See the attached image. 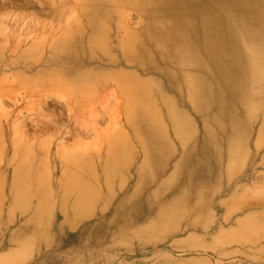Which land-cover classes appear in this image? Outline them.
I'll list each match as a JSON object with an SVG mask.
<instances>
[{"label":"rangeland","instance_id":"rangeland-1","mask_svg":"<svg viewBox=\"0 0 264 264\" xmlns=\"http://www.w3.org/2000/svg\"><path fill=\"white\" fill-rule=\"evenodd\" d=\"M153 10L148 0H0V264H264V62L248 64L232 112L243 156L229 161L234 128L222 135L215 106L194 107L185 74L202 68L165 59L168 37L147 27L172 19ZM211 81L209 102L224 90ZM169 99L217 142L184 155ZM151 143L164 148L157 172L139 154ZM15 169L28 175L13 190ZM142 173V192L129 195Z\"/></svg>","mask_w":264,"mask_h":264},{"label":"bare ground","instance_id":"bare-ground-1","mask_svg":"<svg viewBox=\"0 0 264 264\" xmlns=\"http://www.w3.org/2000/svg\"><path fill=\"white\" fill-rule=\"evenodd\" d=\"M148 3L155 6V10L149 15L150 17L172 19L169 25L149 24L147 27L148 30L153 31L155 34L160 33L164 38L168 37L169 41L167 43L171 49L164 55L165 59L170 61L172 58L179 60L184 65H197L202 68L203 71L200 69L194 73L188 72L185 74L186 84L192 87L189 97H192L194 107H197L198 111L211 113L212 107L215 106V120H218V129L222 135L226 132V124L229 123L234 128V132H231L229 137H226V143L229 161L234 160L237 162L243 156L244 143L240 139L241 137H238L236 128L239 127V123L233 118L234 113L232 112L236 111L239 97L243 96V84L249 77L248 64L252 62L254 65H259L264 62V0H148ZM241 42L247 43L250 48L249 52L254 55H249L248 51L242 48ZM200 51H204L207 60L211 64L210 67H204L205 60ZM144 52L146 51L144 50ZM206 71H215V77L208 79L203 75V72L207 73ZM174 77L173 74L170 76V78ZM211 80H219L221 87L224 89L220 97H214L213 102L208 101L210 98L208 96L211 95L214 88ZM125 91L127 92V90ZM139 94L146 96L147 92L142 90ZM225 94L230 97H224ZM144 98L147 105L145 106L142 103L137 108L146 114L150 112L152 104L147 97ZM167 101L169 103L172 101L167 108V118L175 129L173 134L180 137L182 142L180 144L184 147V155L191 153L197 148L205 149L210 143L217 142V138L211 129L205 126L206 123H204V133L199 138L196 129L184 112L177 108L173 100L169 99ZM132 110L130 109V111ZM222 119L225 120L224 123L221 122ZM183 124H188L190 130L185 131L182 128ZM188 143L191 144V147L187 148ZM163 149V145L155 143L143 145L139 149L142 166L146 167L148 161H150L152 162L153 171L157 172L164 160ZM186 149L188 150L186 151ZM112 170L116 171V168L107 167L106 173L110 174ZM27 173V169H24L23 172L15 169L10 181L11 189H16L17 177L22 174L27 178ZM143 174L139 175L141 184L131 190L129 195L134 196L142 192L144 185ZM25 184L27 183L25 182ZM121 187V191H124L125 185ZM79 188V197L82 198L84 191L82 192V188ZM9 200L16 203L15 196L9 195ZM86 207L88 208V206ZM19 243L17 242L16 244ZM17 248L19 246L15 245L13 249Z\"/></svg>","mask_w":264,"mask_h":264}]
</instances>
